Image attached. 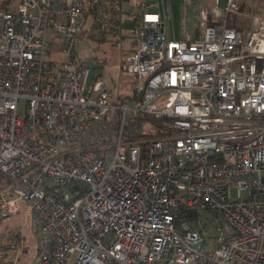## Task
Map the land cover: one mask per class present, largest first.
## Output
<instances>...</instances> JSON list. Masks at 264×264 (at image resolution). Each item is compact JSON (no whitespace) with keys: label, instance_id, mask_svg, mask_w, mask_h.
<instances>
[{"label":"built area","instance_id":"1","mask_svg":"<svg viewBox=\"0 0 264 264\" xmlns=\"http://www.w3.org/2000/svg\"><path fill=\"white\" fill-rule=\"evenodd\" d=\"M113 2L0 9V218L29 216L0 264H264V21L238 32L237 1L214 0L213 24L173 40L140 2L114 101L77 55Z\"/></svg>","mask_w":264,"mask_h":264},{"label":"rangeland","instance_id":"2","mask_svg":"<svg viewBox=\"0 0 264 264\" xmlns=\"http://www.w3.org/2000/svg\"><path fill=\"white\" fill-rule=\"evenodd\" d=\"M18 2L19 0H11L10 6L14 7ZM138 4L137 2L133 3L132 10H138ZM127 12L129 11H122L119 14V20L125 24L129 22ZM112 13L113 11L109 14L106 13L105 17H112L114 15ZM111 19L112 18H110V20ZM117 24L118 21L116 20V24H114L116 30L114 32L109 28L110 25H104V28H99V26L94 24L93 14L89 13L86 17L84 32L77 41V55L79 57H86L92 65H95V70L91 71L87 78V86L91 85L94 77L95 79H100L110 90L111 99L114 101H118L120 96H126L131 92V77L121 71V64L124 53L134 46L135 37L134 32L128 28L118 32L119 28ZM98 37L101 38V40H97L96 38ZM143 118L145 119L140 121L139 133L141 135L152 134V132L155 133V128L150 127L149 129L146 127V124H150L146 118L151 119L152 117L143 116ZM134 139H136V137H134L133 140ZM204 215H207V213H204ZM28 220L29 216L26 212V208L22 207L21 214L5 219L0 218V234H5L12 228L24 226ZM26 260L27 256L24 254L21 263L25 264Z\"/></svg>","mask_w":264,"mask_h":264},{"label":"crops","instance_id":"3","mask_svg":"<svg viewBox=\"0 0 264 264\" xmlns=\"http://www.w3.org/2000/svg\"><path fill=\"white\" fill-rule=\"evenodd\" d=\"M236 1L238 8L236 11L231 12L229 17L227 16L226 25L238 32L248 34L256 28L260 21H264V0ZM130 2H137V4L146 2L152 11L159 14L163 23V32L168 39H181L183 31L190 35H196L206 25L213 24L217 20L215 13L210 9L214 0H122L119 5H113L116 6L115 8L112 6L114 9L111 8L113 12L117 10V13L120 14L122 11L125 12L128 10V3ZM219 3L221 6H224L226 2L225 0H220ZM206 11H208V17L205 14ZM110 12L112 11L110 10ZM137 12L138 10L134 9L127 12L129 21L127 24L122 23L118 17L117 26L120 29H118V32L126 28L134 32L131 19ZM133 47L124 53V57L131 53ZM126 96L130 97L131 92Z\"/></svg>","mask_w":264,"mask_h":264},{"label":"trees","instance_id":"4","mask_svg":"<svg viewBox=\"0 0 264 264\" xmlns=\"http://www.w3.org/2000/svg\"><path fill=\"white\" fill-rule=\"evenodd\" d=\"M122 0H114V2H113V4H112V6L114 5V4H120V2H121ZM10 4H11V0H0V9H5V10H7V9H9V7H10ZM128 4H131V5H133V3L132 2H130V3H128ZM111 6V7H112ZM111 7H109V10L108 11H113L112 10V8L114 7H116V6H113L112 8ZM113 8V9H114ZM114 12H117V10H115ZM108 14H109V12H108ZM107 14V15H108ZM230 15L228 14V17H229ZM107 20V21H106ZM118 21V20H117ZM135 21H136V19H135ZM116 24V20H113V19H111L110 20V18H108V17H105V16H103L100 20L98 19V20H96L95 22H94V24L95 25H97V26H99V28H104V25H106V26H109V28L112 30V31H115L116 29H115V25L114 24ZM97 40H101V38H96ZM126 99H130V97L129 96H120L119 98H118V100L119 101H124V100H126ZM142 119H145V118H142ZM148 121H149V123L156 129L155 130V135H163L165 132V130H163L164 129V124L166 123V122H168V120L167 121H165V120H159V119H154V118H151V119H149V118H146Z\"/></svg>","mask_w":264,"mask_h":264}]
</instances>
